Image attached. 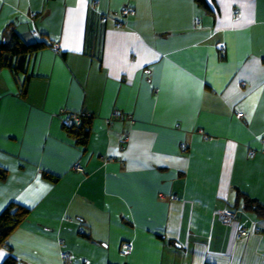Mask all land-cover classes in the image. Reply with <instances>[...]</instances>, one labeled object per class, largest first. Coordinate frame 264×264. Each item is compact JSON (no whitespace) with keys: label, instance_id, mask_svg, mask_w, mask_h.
Wrapping results in <instances>:
<instances>
[{"label":"crops","instance_id":"crops-1","mask_svg":"<svg viewBox=\"0 0 264 264\" xmlns=\"http://www.w3.org/2000/svg\"><path fill=\"white\" fill-rule=\"evenodd\" d=\"M208 2L0 0V37L13 21L48 43L24 95L0 68V211L31 210L7 245L19 229L41 264L86 242L99 264H264V218L243 208L264 204V0ZM67 111L92 115L85 143Z\"/></svg>","mask_w":264,"mask_h":264},{"label":"trees","instance_id":"trees-1","mask_svg":"<svg viewBox=\"0 0 264 264\" xmlns=\"http://www.w3.org/2000/svg\"><path fill=\"white\" fill-rule=\"evenodd\" d=\"M195 2H197L198 5L205 9L210 10L211 8L212 10H214L213 6L210 5L208 0H195ZM45 46H48V43L46 40L41 38L28 42L25 41L23 36L16 31L13 21H10L4 28L2 36L0 37V68H7L12 74L15 83L18 84L20 95H24V93L26 92L27 83L29 79V75L27 74V68L31 56ZM91 120V114L80 112L79 124H72L70 126L64 125L67 133L74 137L75 143H85L89 132V125ZM6 175L7 170L0 166V180H4ZM42 175L45 179L52 178V176H50L46 172H42ZM243 200V208L253 211L258 218H264L263 203L257 201L255 198H250L246 194L244 195ZM30 211V208L15 201H10L0 211V247L6 245L7 248L6 255L0 261V264H17L18 259L16 258V256L13 255V253L11 252L12 250L10 246L7 245L6 241L11 232L26 219ZM233 211L235 212V219L231 224H233L238 217L237 212L235 210ZM244 229L246 230L245 235H247L248 229L246 227H244ZM239 230L238 237H243L239 236ZM79 233L82 234L83 232ZM64 251L70 254V264H73L74 259L72 257L71 252L69 250ZM62 252L63 251H61V253ZM61 253V264H65L64 258L62 257Z\"/></svg>","mask_w":264,"mask_h":264},{"label":"built area","instance_id":"built-area-1","mask_svg":"<svg viewBox=\"0 0 264 264\" xmlns=\"http://www.w3.org/2000/svg\"><path fill=\"white\" fill-rule=\"evenodd\" d=\"M133 9L131 6H122L119 10V13L121 14H127V13H133ZM238 11H235V14H237ZM222 47V46H221ZM220 47V48H221ZM114 115H119V112L115 111ZM237 116H239V112H237ZM128 119H132V115L128 114ZM62 122L64 125L70 126L72 124H79L80 123V113L79 112H74V111H67L62 117ZM127 139V135H123L121 138V141L124 142ZM123 146H120V149H122ZM111 159V158H110ZM76 171H82V167L80 165H75L74 168ZM221 221L225 224H231L234 219H235V212L230 209H225L222 211L220 214ZM246 234V230L244 228H241L239 230V236H244ZM132 248V245L129 241H123L120 246V252L122 254H127ZM62 257L64 258V263L65 264H70L71 263V258L70 254L68 252H62L61 253Z\"/></svg>","mask_w":264,"mask_h":264},{"label":"rangeland","instance_id":"rangeland-1","mask_svg":"<svg viewBox=\"0 0 264 264\" xmlns=\"http://www.w3.org/2000/svg\"><path fill=\"white\" fill-rule=\"evenodd\" d=\"M132 9L134 11V8H132ZM73 167L75 168V166H73ZM221 213L222 212H220V214ZM220 214H219V217H220ZM75 230H77V229H75ZM80 230H83V232H84V228L82 226L78 228L79 232H80ZM18 234H20V230L19 229H17L15 231V233L12 235V239H9L10 240V242H9L10 246L17 244V245H19L22 248V249L16 248L15 250H13V248H12V250L15 251V254L12 252L13 255L16 256V258L18 259L17 260V264H18V262L29 263L31 261L33 263H36V264H41V259L40 258L35 259V258L32 257L33 256L32 253L25 252L26 248H25L23 242L19 241L18 239L15 240L14 236L18 235ZM73 238H77V239H79V241H82V240H86L87 241V238H82L80 235H77V234L75 236H73ZM90 249H91L90 244L87 243V242L82 244V245H78L76 250H74V253H75V256H76L75 264H99V263H101L102 262V255L101 254L89 255L87 260H86V255L89 254L88 250H90ZM122 255H127V254H122Z\"/></svg>","mask_w":264,"mask_h":264},{"label":"bare ground","instance_id":"bare-ground-1","mask_svg":"<svg viewBox=\"0 0 264 264\" xmlns=\"http://www.w3.org/2000/svg\"><path fill=\"white\" fill-rule=\"evenodd\" d=\"M63 125H64V124H63ZM74 165H77V164H74ZM74 170H75V169H74ZM82 170H83V168H82ZM120 246H121V245H120ZM63 252H65V251H63ZM119 252H120V249H119ZM129 252H130V251H129ZM129 252H128V253H129ZM120 253H121V252H120ZM128 253H127V254H128ZM121 254H122V253H121Z\"/></svg>","mask_w":264,"mask_h":264}]
</instances>
